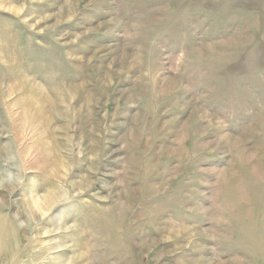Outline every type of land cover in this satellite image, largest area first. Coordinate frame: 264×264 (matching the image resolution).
Here are the masks:
<instances>
[{"label": "rangeland", "instance_id": "1", "mask_svg": "<svg viewBox=\"0 0 264 264\" xmlns=\"http://www.w3.org/2000/svg\"><path fill=\"white\" fill-rule=\"evenodd\" d=\"M0 224V264H264V0H0Z\"/></svg>", "mask_w": 264, "mask_h": 264}, {"label": "bare ground", "instance_id": "2", "mask_svg": "<svg viewBox=\"0 0 264 264\" xmlns=\"http://www.w3.org/2000/svg\"><path fill=\"white\" fill-rule=\"evenodd\" d=\"M35 96V95H34ZM41 96V95H40ZM39 97V96H38ZM32 101V100H31ZM39 109V108H38ZM43 114V113H42ZM62 187V186H61ZM53 192V190L51 191V192H49L50 193V195L48 194V195H46V196H44L43 198H42V203L44 204V206H45V208H46V210H47V208H51L52 206H54L55 204H57L58 203V201H59V199H57L56 198V196L55 195H53V194H51ZM57 193V192H56ZM58 194V193H57ZM11 225H12V223H10ZM16 225H14V227H15ZM11 227V226H10ZM12 229V228H11ZM14 229H16V228H14ZM3 225L2 224H0V252L2 251V249H3V251L4 250H6V249H8L9 247H8V243L5 241V239L3 238ZM17 230V229H16ZM5 231V230H4ZM14 232L12 231V234H13ZM7 238V237H6ZM19 249V248H18Z\"/></svg>", "mask_w": 264, "mask_h": 264}]
</instances>
